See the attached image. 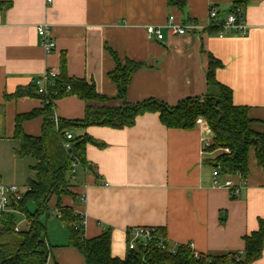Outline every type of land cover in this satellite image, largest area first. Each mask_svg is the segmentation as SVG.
<instances>
[{
  "label": "crops",
  "instance_id": "obj_1",
  "mask_svg": "<svg viewBox=\"0 0 264 264\" xmlns=\"http://www.w3.org/2000/svg\"><path fill=\"white\" fill-rule=\"evenodd\" d=\"M239 1H246L241 9L246 34L179 36L165 28L170 16L178 23L206 25L212 6L219 12L216 26ZM0 5V188L17 186L26 192L29 181L36 179L37 161L17 155L21 143L15 127L18 115L42 109L43 100L15 95L34 86L47 71L60 74L63 55L69 77L93 82L98 93L111 100L107 104L111 107L124 103L109 76L116 68L109 49L121 62L147 65L133 76L126 96L129 104L153 99L169 107L207 95L212 55L223 64L217 80L231 88L235 105L249 108L250 118L258 121L254 129L264 133V0H186L184 10L170 6L168 0H0ZM42 24L52 30L56 48L51 53L43 49L37 34ZM149 26L161 27L164 39L149 40ZM89 105L102 106L77 96L57 100L56 128L59 120L83 121ZM22 128L25 134L40 137L44 119L27 120ZM73 130L69 132L73 137L87 135L103 145H87L86 159L93 171L78 162L82 171L75 170L70 178L77 201L63 199L85 218L86 239L111 230L112 254L124 258L128 230L160 228L174 250L193 245L198 254L236 253L243 258L245 236L264 220V169L253 150L246 186L234 197L214 185L213 168L205 162L216 155L205 152L213 134L198 125L193 130L168 129L158 114L149 113L131 128ZM225 180L220 176V183ZM234 182L242 186L239 179ZM55 228L60 234L58 239L51 236L52 242L48 238L54 248L47 264H85L80 252L68 246L66 228ZM256 264H264V251Z\"/></svg>",
  "mask_w": 264,
  "mask_h": 264
},
{
  "label": "trees",
  "instance_id": "obj_2",
  "mask_svg": "<svg viewBox=\"0 0 264 264\" xmlns=\"http://www.w3.org/2000/svg\"><path fill=\"white\" fill-rule=\"evenodd\" d=\"M168 1L170 6L180 10L186 7V0ZM244 3L246 4V1L237 2L232 13H237L238 9L241 10ZM217 31L212 29L208 33ZM108 51L116 61V68L109 76L118 88V100L124 103L121 107L108 106L111 100L99 94L93 82L69 77L65 55L61 58L60 74L55 80L57 96L43 97L38 94L35 86L29 87L28 90L21 89L16 93V97L37 96L43 100L42 109L18 115L15 127V138L21 143L17 155L21 158L30 157L36 160L37 165L33 170L37 175L35 180L29 181L28 190L18 205H15L14 201L11 202L10 208L13 212L0 216V264L48 263L54 247L49 243L48 228L42 218L45 215L47 218L50 217L52 211L55 214L56 211L60 212V217L56 216L68 232V246L80 252L85 264H256L264 251L263 219L259 220L257 231L245 236L243 258L236 253L198 254L191 245H182L174 250L168 241L166 231L160 228L155 230L153 239L147 245L139 241L134 250L127 248L125 257L119 258L112 254L111 230L104 231L94 239H86L83 231L76 230L75 226L81 223L82 217L63 200L67 197L76 202L78 198V195L72 192L70 184L75 160L72 157L73 151L67 152L63 142L65 133L71 132L78 126H102L120 130L133 127L137 118L152 113L158 114L161 123L168 129L193 130L197 126V120L202 118L213 134V141L205 152L216 153L213 159L205 162L213 169H218L220 176H234L239 173L247 179L252 150L258 166L264 169V133L254 129L253 126L258 121L250 118L249 108L235 105L231 88L217 80V71L223 68V64L218 59L212 55L209 56L206 75L209 90L206 96L183 101L176 107H169L153 99L129 104L126 96L133 76L147 65L130 60L121 62L115 52L110 49ZM68 86L71 90L67 93ZM211 87L215 88V94L211 93ZM67 96H77L83 101L102 104V106L89 105L83 121L59 120L56 128L53 119L55 102ZM37 117L44 119L42 135L32 137L25 134L22 128L23 123ZM72 144L76 145L74 156L85 167L90 166L86 159L87 145L103 146L87 135L74 137ZM226 150L230 153H226ZM29 202L36 205L33 213L28 210ZM17 214L25 216L29 225L27 230L18 228ZM17 228L18 231H16ZM129 238L127 235V244Z\"/></svg>",
  "mask_w": 264,
  "mask_h": 264
},
{
  "label": "built area",
  "instance_id": "obj_3",
  "mask_svg": "<svg viewBox=\"0 0 264 264\" xmlns=\"http://www.w3.org/2000/svg\"><path fill=\"white\" fill-rule=\"evenodd\" d=\"M240 15L241 10L238 9L237 13H230L225 21L215 26L214 23L219 17V12L215 6H212L210 7L208 12V20L206 25L197 22H190L187 24L178 23L174 16H170L167 20L165 28L170 34L179 36L209 32L212 29L218 30L217 33L220 38H223L227 33L246 34L248 32V26L243 16ZM37 34L41 39V45L43 49L47 53H51L53 50H55L56 43L52 35L51 27L48 24L39 25L37 27ZM147 38L149 40L156 38L157 40L162 41L164 39V34L161 27L149 26L147 28ZM58 76L59 73L57 71L51 70L45 72L41 77L37 78L34 81V86L36 87L38 94L42 95L43 97L57 96L58 90L55 88V80L58 78ZM70 90L71 88L68 86L66 88V92L68 93L70 92ZM197 125L207 131H211L207 122L202 118H199L197 120ZM73 139L74 137L71 133H65L63 147L67 152L73 151ZM209 146V143L205 145V149ZM226 153H230V151L226 150ZM72 157L75 160V163L73 165L75 173V166L78 161L74 155ZM212 175L214 179V185L228 189L234 197L240 195L242 187L246 186V179L239 173L234 176H227L226 180L223 183H220V172L218 169L214 168ZM234 178L239 179L242 186L236 185L234 182ZM0 192V216L7 212H13V210L10 208L11 202L14 201L15 205H18V203L23 199L24 195V193L20 192L19 187L17 186L1 187ZM56 214L58 217H60L59 211H56ZM81 217V223L75 226L77 231H83L85 227V218L83 216ZM155 230L156 229L154 228H137L128 230L127 235H129L130 238L127 247L130 250H134L137 247V243L139 241L144 242V245H147V243L153 239ZM16 231H18V228ZM161 245L162 247H165L164 244ZM191 247L193 248V245H191ZM169 250L171 252H175L174 250Z\"/></svg>",
  "mask_w": 264,
  "mask_h": 264
},
{
  "label": "rangeland",
  "instance_id": "obj_4",
  "mask_svg": "<svg viewBox=\"0 0 264 264\" xmlns=\"http://www.w3.org/2000/svg\"><path fill=\"white\" fill-rule=\"evenodd\" d=\"M212 88V87H211ZM211 93H213V94H215L216 93V90H215V88H212L211 89ZM73 132L75 133V130H73ZM75 170H76V172H78L79 171V173H81V171H82V166L81 165H76L75 166ZM234 179H236V178H234ZM20 190V192L21 193H24L25 191V189H19ZM27 207H28V210L31 212V213H33V212H35V210H36V205L34 204V203H32V202H29L28 204H27ZM50 217L52 218L51 219V221H50V224H49V226H50V229H49V236H48V238H50V240H51V242H52V237L53 236H55V238L57 237V235H59L60 234V232L59 231H56L55 232V225H57L58 227H63V225L58 221V218H57V216H56V214L52 211V212H50ZM50 217H48V218H50ZM47 216L45 215V216H43V218H42V220H43V222L47 225ZM53 221V222H52ZM17 224H18V228H20L21 230H27L28 229V227H29V225H28V223H27V221H26V218H25V216L24 215H22V214H17ZM52 236V237H51ZM57 239H58V237H57Z\"/></svg>",
  "mask_w": 264,
  "mask_h": 264
},
{
  "label": "water",
  "instance_id": "obj_5",
  "mask_svg": "<svg viewBox=\"0 0 264 264\" xmlns=\"http://www.w3.org/2000/svg\"><path fill=\"white\" fill-rule=\"evenodd\" d=\"M75 148H76V145H73V154L74 155L76 154ZM90 169L93 171V167L92 166H90Z\"/></svg>",
  "mask_w": 264,
  "mask_h": 264
}]
</instances>
